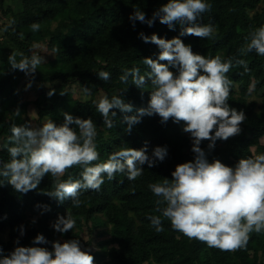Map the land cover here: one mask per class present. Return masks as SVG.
Segmentation results:
<instances>
[{
    "label": "trees",
    "instance_id": "obj_1",
    "mask_svg": "<svg viewBox=\"0 0 264 264\" xmlns=\"http://www.w3.org/2000/svg\"><path fill=\"white\" fill-rule=\"evenodd\" d=\"M166 0H17L14 5H4L0 0L2 14L8 18L3 24L0 37V145H10L8 137L13 124L30 127L27 111L33 103L37 107L38 120L44 118L59 125L64 122V113L74 117L91 118L96 125L94 139L99 160L105 161L109 154L120 147L139 149L147 145L148 154L155 146H166L168 154L154 166L143 165V174L129 181L123 173L113 180L105 178L99 191L82 190L78 198L79 207H73L71 198L58 201L46 195L54 188V180L46 174L37 189L21 193L14 190L5 179L0 185V255H7L17 246H31L37 234L45 237L46 243L37 244L51 251L52 242L70 239L83 243V249L93 256V264H264V231L249 234L246 246L227 251L209 247L205 242L189 238L174 230L166 218L162 219L163 231L157 232L149 216L160 215L156 211V197L148 188L150 183H162L171 179V171L179 163L191 161L192 138L183 130L184 121L175 123L170 118L161 122L158 114L143 115L130 131L123 115H134L136 109L146 108L151 91L150 81L144 89L120 80L123 69L138 67L144 75L150 69L143 64L145 57L156 59L159 48L144 42L139 33H155L171 39L179 36L180 25L169 29L155 20L151 26L135 22L133 27L129 15L141 9L151 17ZM210 8L201 14L200 24H210L215 29L214 38L194 35L179 38L191 46L193 53L223 59L235 57L246 62L235 65L226 74L231 81L228 103L230 107L243 111L245 120L239 134L227 140L217 139L208 149V140L200 147L209 162L219 160L227 166H235L241 158L264 153V56L255 51L241 54L245 37L255 28L264 25V0H209ZM39 24L33 31L31 25ZM39 48V49H38ZM37 50V51H36ZM48 56L38 65L35 73L26 75L13 69L8 57L31 56L35 53ZM166 63V61H159ZM110 73L107 81L101 80L97 72ZM174 74L176 69L170 67ZM27 78L40 87L34 101H21L19 86ZM255 89L249 93L251 84ZM48 84V86H46ZM87 88L90 98L82 101L73 97L67 85ZM49 88L54 94L48 96ZM63 92V94H61ZM104 92L109 98L120 95L133 106L132 113H121L115 109L113 127L106 128L102 115L95 109V97ZM44 122H41V124ZM40 124V126H41ZM75 127V125H69ZM254 146V150L252 147ZM10 159L6 148H0V161ZM81 166L66 169L61 180L78 179ZM47 205L45 210L42 206ZM70 213L76 221L75 227L65 233L52 228L58 215ZM107 227L101 236L100 249L90 252V241L80 235L83 226ZM23 226V235L20 228ZM2 233H6L7 240Z\"/></svg>",
    "mask_w": 264,
    "mask_h": 264
},
{
    "label": "clouds",
    "instance_id": "obj_2",
    "mask_svg": "<svg viewBox=\"0 0 264 264\" xmlns=\"http://www.w3.org/2000/svg\"><path fill=\"white\" fill-rule=\"evenodd\" d=\"M209 8V0H166L151 17L146 18L141 9H134L129 15L133 27L136 21L151 26L158 20L170 30L180 25V33L171 39L155 33L150 36L139 33L140 39L154 43L159 52L156 59H143V64L150 69L144 75L138 67L123 69L120 80L124 84L131 83L140 89L149 81L151 84L147 107L136 109L137 114L123 115V121L128 131L145 114H158L161 122L170 118L175 123L185 122L183 130L190 133L194 157L177 164L171 171V179L148 184L156 197V211L160 213L148 219L157 232L163 231V217L174 230L187 237L201 240L209 247L231 251L246 246L251 232L264 231V153L241 158L230 167L219 160L209 162L200 147L203 140H208L207 147L212 149L217 139L227 140L239 134L246 118L242 110L228 103L231 81L226 75L234 63L246 69V62L235 57L222 60L219 55L206 58L193 53L191 46L179 38L185 35L214 38L212 25L198 23L201 14ZM39 27L36 23L31 25L33 31ZM249 51L264 56V25L245 37L240 52L246 55ZM18 55L19 60L17 54L10 55L9 64L26 75L35 73L44 61L39 54ZM170 67L176 69L175 74ZM96 74L104 81L110 77L104 70ZM254 89L253 83L249 93ZM54 91L49 88L47 95L52 96ZM83 92L89 94L87 88H83ZM94 103L106 128L113 127L115 109L121 113L133 112L132 104L126 103L120 95L111 98L103 95ZM10 132V145H0L10 157L7 162L0 161V185L6 179L17 192L27 193L37 189L41 179L50 174L55 178L54 188L45 194L61 202L71 198L73 207L80 206L78 195L82 190L99 191L105 178L111 181L117 173L133 181L143 174V165L152 167L168 154L166 146H155L151 154L147 145L139 149L123 146L109 154L105 161L93 163L99 160L94 143L96 125L91 118L82 119L69 113H64V122L59 125L51 120L35 128L13 124ZM74 165L81 166L79 178L61 180L66 169ZM42 207L46 210L48 206ZM75 224L73 216L67 213L58 215L52 228L65 233ZM23 232L21 226L20 234ZM46 242L42 234H37L31 246L17 243L7 255H0V264H93V256L81 249L79 240L53 241L51 251L36 246Z\"/></svg>",
    "mask_w": 264,
    "mask_h": 264
},
{
    "label": "rangeland",
    "instance_id": "obj_3",
    "mask_svg": "<svg viewBox=\"0 0 264 264\" xmlns=\"http://www.w3.org/2000/svg\"><path fill=\"white\" fill-rule=\"evenodd\" d=\"M15 2H17V0H4V5L6 6L7 4H9V5L13 6ZM8 20L9 19L6 18L2 14V7L0 5V37L3 34V30H2L3 24L8 22ZM35 54H38V53L36 52ZM47 59H48V56H45L43 60L46 62ZM29 84H30V86H29ZM46 86H48V84ZM66 87H67V89L71 90L73 97L76 99L85 101V100H88L90 98L89 94H85L83 92V90L80 89L75 84L67 85ZM39 92H40V87L37 83H31L27 78H24L21 81L20 86H19V98L21 101H30V102L34 101ZM103 95H105L104 92H99L95 97V101H97ZM27 116H28L30 128L39 127L41 122H45L47 120L46 118L41 120V122L38 120L37 107L33 103H31L28 106ZM184 133L186 135L190 136V133L185 132V131H184ZM260 141H261V143H264V137H262L260 139ZM252 150H254V146L252 147ZM105 228H107V227L97 226V227H93L92 231H90L89 227L84 225L83 228L81 229L80 235L83 238V240L90 241V247H89L90 252L98 251L100 249L99 242L109 238V236H110L109 233H106L103 236H101L99 234V232L104 230ZM2 234H3V237L7 240V238H8L7 234L6 233H2ZM80 247H81V249H83V243L80 244Z\"/></svg>",
    "mask_w": 264,
    "mask_h": 264
}]
</instances>
